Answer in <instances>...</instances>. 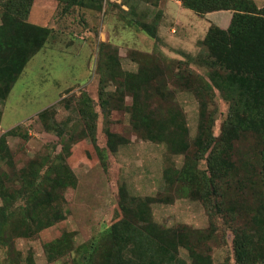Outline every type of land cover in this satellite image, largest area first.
<instances>
[{
  "label": "trees",
  "instance_id": "1",
  "mask_svg": "<svg viewBox=\"0 0 264 264\" xmlns=\"http://www.w3.org/2000/svg\"><path fill=\"white\" fill-rule=\"evenodd\" d=\"M54 1L61 15L73 7L100 11L106 2ZM119 1L121 5H129L128 23L157 40V21L153 26L135 20L130 3L140 0ZM180 3L199 16L221 10L232 12L228 28L223 30L211 24L199 44V52L188 58L206 69V77L189 70L183 77L142 53L138 57V73L123 72L117 50L100 42L98 105L103 113L126 111L133 131L142 140L164 144L171 154L185 156L181 169L169 166L163 170L165 188L175 187L177 191L179 185L178 191L199 200L210 218L223 219L233 235V262L219 264H264V5L258 7L253 0H180ZM0 4V95L6 99L27 62L44 47L52 32L50 28L27 22L33 0H0ZM109 49L111 52L104 51ZM162 71L172 73L177 85L183 78L181 84L198 100L197 135L191 143L187 140L184 114L175 102L168 99L164 105L152 106L143 99L148 89L159 91V84L150 77L159 76ZM147 72L150 76L141 83L138 75L148 76ZM109 82L114 85L111 92L105 89ZM215 91L228 104L227 119L219 137L213 134L215 120L209 109ZM127 95L132 98L130 105L125 104ZM82 98L85 102L75 105L78 115L85 121L95 120L92 100L84 95ZM37 116L41 123L52 119L50 109L40 111ZM7 135H20L19 128L0 136V162L12 159ZM82 135L88 136L82 130L76 139H82ZM106 135L107 150L111 153L128 143L110 132ZM93 146L105 167L106 150ZM62 151L69 156V147ZM61 159L64 158L56 154L39 156L19 170L11 165V175L0 171V249H6L7 264H20L18 252L13 248L16 238L31 239L65 219L64 192L72 182L67 181L68 177H60L59 170L65 166L56 162ZM202 159L206 161L204 170L198 168ZM118 192L121 218L95 239L76 248L72 264H182L169 246L174 249L181 246L191 252L192 260H199L191 248V231H177L168 245L165 231L153 221L150 206L166 199L130 196L124 185ZM71 248V235L67 233L44 245L49 262Z\"/></svg>",
  "mask_w": 264,
  "mask_h": 264
},
{
  "label": "rangeland",
  "instance_id": "2",
  "mask_svg": "<svg viewBox=\"0 0 264 264\" xmlns=\"http://www.w3.org/2000/svg\"><path fill=\"white\" fill-rule=\"evenodd\" d=\"M257 2L264 5V0ZM126 6L118 0H106L100 11L73 7L65 15L60 14L56 1L52 4L35 2L31 6V14L41 18L40 26L47 25L52 33L44 47L27 62L7 98L2 99L0 95V136L16 127L20 133L7 135L6 144L12 159L0 162V171L11 175V165L19 170L35 157L56 154L64 158V162L62 159L56 162L65 166L59 170L60 177H68L67 181L74 184L71 183L64 192V220L31 239L14 240L13 248L18 252L20 264H72L76 248L95 239L121 218L118 192L121 185L130 196L166 199L150 208L153 221L168 237V245L169 238L174 240L177 231L187 229L192 232L190 244L199 260H192L191 252L181 246L176 249L169 246L182 264L233 262V235L223 219L210 218L199 200L178 191L179 185L177 191L175 187L174 190L165 188L163 170L169 166L181 169L185 156L171 154L164 144L142 140L133 131L126 111L103 113L99 108L100 42L117 50L123 72L137 74L138 57L142 53L154 58L161 67L170 66L173 73L178 72L183 77L187 70L206 77V69L188 59L196 56L199 46L192 52L173 50L174 59L166 57L158 40L152 43L143 31L128 23L130 12L125 10ZM132 8L137 22L155 26L159 13L148 19V9L142 0L133 1ZM104 51L111 52L110 49ZM147 74L138 75L141 83L150 76ZM150 78L159 84V91L155 93L148 89L143 99L152 106L164 105L168 99L175 102L184 114L187 140L191 143L197 135L198 100L181 84L183 78L179 79L180 85L173 81L175 78L169 72L162 71L159 76ZM105 89L113 91V82ZM82 95L92 100V111L96 114L93 121H85L78 115L75 105L85 102ZM131 102V96L127 95L125 104ZM44 109L51 110L52 119L41 123L37 114ZM209 109L215 120L213 134L219 137L227 119L228 104L217 91ZM82 130L88 136L76 139ZM106 132L122 137L128 143L111 153L107 150ZM93 144L106 150L105 167ZM63 146L69 147V156L63 153ZM198 168L206 169L205 159L199 161ZM66 233L71 235L72 248L49 262L44 245ZM202 236L205 237L203 240L196 241ZM5 250L0 249V264L8 263Z\"/></svg>",
  "mask_w": 264,
  "mask_h": 264
},
{
  "label": "crops",
  "instance_id": "3",
  "mask_svg": "<svg viewBox=\"0 0 264 264\" xmlns=\"http://www.w3.org/2000/svg\"><path fill=\"white\" fill-rule=\"evenodd\" d=\"M253 1L258 7L263 6L259 5L257 0ZM35 2L52 4L55 1L33 0V4H35ZM132 4L133 2L130 3V5ZM143 5L147 6L146 9H148V11H146L148 13V19H151L159 13V16H157L158 25L156 29L157 40L161 43V52L170 59H174L175 57L173 50L186 52L194 51L204 39L211 24L223 30L227 29L232 17L231 11L224 10L213 11L206 13L204 16H199L193 11L183 8L180 0H151L143 3ZM128 6L125 7L126 11H129ZM130 13L129 16L131 15ZM39 21H41V18H35L31 12H29L27 17L28 23L40 26ZM41 27L47 28V25ZM144 35L150 38L146 34ZM151 40L152 43L155 41L154 39Z\"/></svg>",
  "mask_w": 264,
  "mask_h": 264
}]
</instances>
